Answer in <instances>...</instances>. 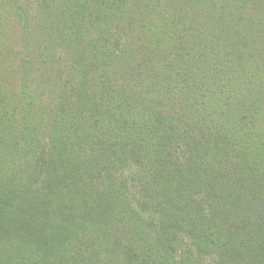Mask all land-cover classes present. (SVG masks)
<instances>
[{"label":"trees","instance_id":"trees-1","mask_svg":"<svg viewBox=\"0 0 264 264\" xmlns=\"http://www.w3.org/2000/svg\"><path fill=\"white\" fill-rule=\"evenodd\" d=\"M0 264H264V0H0Z\"/></svg>","mask_w":264,"mask_h":264}]
</instances>
